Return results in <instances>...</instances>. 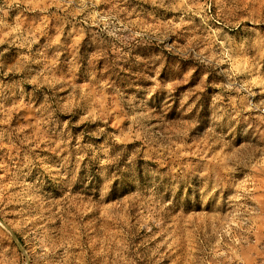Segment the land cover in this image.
<instances>
[{
  "label": "rangeland",
  "instance_id": "rangeland-1",
  "mask_svg": "<svg viewBox=\"0 0 264 264\" xmlns=\"http://www.w3.org/2000/svg\"><path fill=\"white\" fill-rule=\"evenodd\" d=\"M0 264H264V0H0Z\"/></svg>",
  "mask_w": 264,
  "mask_h": 264
}]
</instances>
